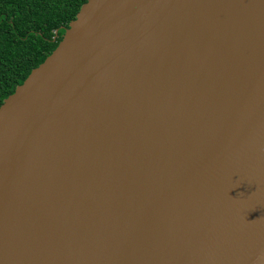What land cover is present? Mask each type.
<instances>
[{"label": "water", "instance_id": "1", "mask_svg": "<svg viewBox=\"0 0 264 264\" xmlns=\"http://www.w3.org/2000/svg\"><path fill=\"white\" fill-rule=\"evenodd\" d=\"M0 105V264H264V0H87Z\"/></svg>", "mask_w": 264, "mask_h": 264}, {"label": "trees", "instance_id": "2", "mask_svg": "<svg viewBox=\"0 0 264 264\" xmlns=\"http://www.w3.org/2000/svg\"><path fill=\"white\" fill-rule=\"evenodd\" d=\"M87 0H0V105L57 47Z\"/></svg>", "mask_w": 264, "mask_h": 264}]
</instances>
